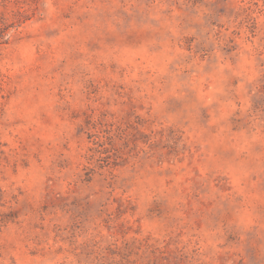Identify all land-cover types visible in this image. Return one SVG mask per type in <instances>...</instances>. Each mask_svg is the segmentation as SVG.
I'll return each instance as SVG.
<instances>
[{
    "label": "rangeland",
    "instance_id": "374dc122",
    "mask_svg": "<svg viewBox=\"0 0 264 264\" xmlns=\"http://www.w3.org/2000/svg\"><path fill=\"white\" fill-rule=\"evenodd\" d=\"M19 11L0 264H264V0H0V28Z\"/></svg>",
    "mask_w": 264,
    "mask_h": 264
},
{
    "label": "trees",
    "instance_id": "16d2710c",
    "mask_svg": "<svg viewBox=\"0 0 264 264\" xmlns=\"http://www.w3.org/2000/svg\"><path fill=\"white\" fill-rule=\"evenodd\" d=\"M13 22L11 24L6 25L3 28H0V43L2 42V39L4 36L7 35L8 27L18 26L24 21L29 19V16L25 14L24 12H18L16 16L13 17ZM4 42V40H3Z\"/></svg>",
    "mask_w": 264,
    "mask_h": 264
}]
</instances>
